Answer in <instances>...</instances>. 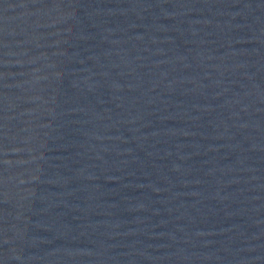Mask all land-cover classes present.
Here are the masks:
<instances>
[{
  "label": "water",
  "instance_id": "obj_1",
  "mask_svg": "<svg viewBox=\"0 0 264 264\" xmlns=\"http://www.w3.org/2000/svg\"><path fill=\"white\" fill-rule=\"evenodd\" d=\"M0 264H264V0H0Z\"/></svg>",
  "mask_w": 264,
  "mask_h": 264
}]
</instances>
